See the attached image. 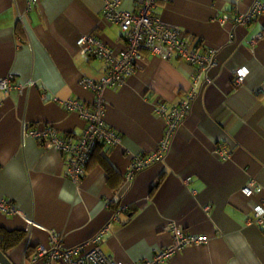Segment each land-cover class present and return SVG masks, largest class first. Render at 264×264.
<instances>
[{
	"label": "crops",
	"instance_id": "1",
	"mask_svg": "<svg viewBox=\"0 0 264 264\" xmlns=\"http://www.w3.org/2000/svg\"><path fill=\"white\" fill-rule=\"evenodd\" d=\"M254 1H157L163 22L216 49L212 82L199 85L163 157L127 180L133 154L152 152L162 137L164 119L154 102L176 105L194 68L177 56L143 52L140 68L122 86L104 91V121L122 140L94 148L76 187L65 156L38 139L23 138L22 126L81 134L85 120L64 103L71 98L90 105L93 93L78 81L102 76L106 65L84 55L78 39L93 34L119 51L125 46L120 28L104 17L102 0H40L23 25L16 8L25 0H0V78L35 80L22 91L0 90V199L22 213L0 211V227L24 233L5 254L13 264H44L28 261L25 249L48 246L50 231L71 247L106 226L100 244L106 254L123 262L150 258L171 242V222L209 241L186 246L163 264H264L263 230L248 222L253 205L264 199V12L234 22ZM141 2L121 0L119 8L133 11ZM236 69L247 74L243 85L231 89ZM218 143L229 151L228 159L214 153ZM250 178L259 188L246 197L240 188Z\"/></svg>",
	"mask_w": 264,
	"mask_h": 264
},
{
	"label": "built area",
	"instance_id": "2",
	"mask_svg": "<svg viewBox=\"0 0 264 264\" xmlns=\"http://www.w3.org/2000/svg\"><path fill=\"white\" fill-rule=\"evenodd\" d=\"M39 1L25 0L22 9L16 8V21L23 25L26 16ZM157 1L142 0L137 9L131 11L119 8L121 0H102L104 17L119 26L121 38L124 40L125 46L119 51H114L93 34H86L78 39L84 55L101 59L106 65L105 73L102 76L98 78L82 76L78 81L81 86L88 88L93 93L90 105L84 104L79 99L71 98L64 103L68 110L76 111L85 120L86 126L81 134L60 135L52 126L42 129L22 126L23 138L38 139L65 156L67 174L76 187L83 179L94 148L98 144L109 147L116 146L122 140L121 134L104 121L106 108L104 91L108 88L122 86L127 78L140 68L143 52L146 51L165 59L177 56L192 64L194 68L190 87L184 91L176 105L169 106L159 99L154 102V111L164 119L162 137L152 152L133 154L125 172L127 180H131L137 172L163 157L175 132L190 111L199 85L203 82H212L209 72L217 62L216 49L204 46L195 38L185 34L178 26L163 22L156 14ZM263 12L264 1L256 0L248 11L237 14L234 17V22L246 23ZM261 36L262 34L258 33L255 39L258 40ZM246 74L244 70L236 69L230 81V88L236 89L243 85ZM34 84L35 80L32 78L22 83H14L11 75L0 78V90L4 93L10 92L12 89L22 91ZM214 153L223 160L230 157V153L223 143L216 145ZM258 188L257 182L250 178L240 188V192L242 195L250 197L258 191ZM119 210L120 208H117L114 213L117 214ZM0 211L9 215L22 214L16 205L7 199H0ZM252 212L248 222L258 225L264 233V199L253 205ZM28 224L32 225L33 223L30 220ZM169 228L171 242L158 249L150 258L142 260L123 262L106 254L100 245L102 236L107 230L106 226L89 241L71 247L63 245L61 235L50 231L49 245H36L31 261L42 259L44 264H52L56 260H60L64 264H163L182 248L206 244L209 241L206 235L185 231L177 222H171Z\"/></svg>",
	"mask_w": 264,
	"mask_h": 264
},
{
	"label": "trees",
	"instance_id": "3",
	"mask_svg": "<svg viewBox=\"0 0 264 264\" xmlns=\"http://www.w3.org/2000/svg\"><path fill=\"white\" fill-rule=\"evenodd\" d=\"M24 233L19 230H6L0 227V251L7 254V252L12 249L16 244L20 242L23 238ZM25 258L31 261V256L35 253V247H26Z\"/></svg>",
	"mask_w": 264,
	"mask_h": 264
},
{
	"label": "water",
	"instance_id": "4",
	"mask_svg": "<svg viewBox=\"0 0 264 264\" xmlns=\"http://www.w3.org/2000/svg\"><path fill=\"white\" fill-rule=\"evenodd\" d=\"M0 263L1 264H13L10 259L7 257V255H5L4 253H2V251H0Z\"/></svg>",
	"mask_w": 264,
	"mask_h": 264
}]
</instances>
